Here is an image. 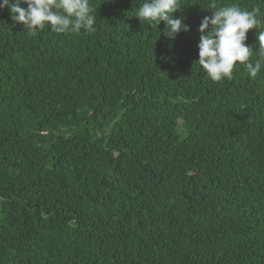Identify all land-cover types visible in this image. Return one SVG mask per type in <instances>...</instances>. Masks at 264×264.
<instances>
[{"label":"trees","instance_id":"1","mask_svg":"<svg viewBox=\"0 0 264 264\" xmlns=\"http://www.w3.org/2000/svg\"><path fill=\"white\" fill-rule=\"evenodd\" d=\"M95 31L35 34L0 10V264H264V67L212 81L181 0L175 40L89 0Z\"/></svg>","mask_w":264,"mask_h":264},{"label":"clouds","instance_id":"2","mask_svg":"<svg viewBox=\"0 0 264 264\" xmlns=\"http://www.w3.org/2000/svg\"><path fill=\"white\" fill-rule=\"evenodd\" d=\"M181 0H144L135 11L139 21L151 27L164 23L163 35L175 40L181 31L190 30L184 17L174 18ZM211 15L204 16L198 27V63L208 77L219 82L232 77L234 66L243 65L250 78L264 67V31L257 35L260 59L250 61L252 48L246 41L249 30L260 24L256 11L240 7L211 5ZM7 8L14 24H23L30 33L48 27L57 34L95 31L96 17L89 0H0V10Z\"/></svg>","mask_w":264,"mask_h":264}]
</instances>
